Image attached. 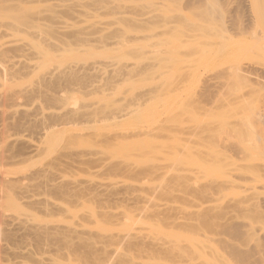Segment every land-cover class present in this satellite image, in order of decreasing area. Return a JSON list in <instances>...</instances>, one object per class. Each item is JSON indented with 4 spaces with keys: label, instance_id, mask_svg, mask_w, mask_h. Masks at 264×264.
Instances as JSON below:
<instances>
[{
    "label": "rangeland",
    "instance_id": "rangeland-1",
    "mask_svg": "<svg viewBox=\"0 0 264 264\" xmlns=\"http://www.w3.org/2000/svg\"><path fill=\"white\" fill-rule=\"evenodd\" d=\"M19 1V4H21L22 0ZM26 1L23 0L22 2L25 3ZM28 1L30 3H22L23 6L25 5L24 7L21 4L20 8H23L22 10L29 12L31 11L30 8H33L32 11H34L39 9L37 7L42 4L33 0ZM82 1L71 0V6L73 5L71 7L72 13H75L74 9L78 11H76L77 13L81 12L82 9L80 7L89 3V0ZM92 1L95 3L100 2L106 9L102 7L105 10L103 12L101 9L98 10L100 15L95 11L96 13H91L90 17L82 16V12L80 13L81 15L75 13V17H73L74 13H71V36L69 33L66 34L69 38L65 35L62 36L67 39L62 40L65 43L60 41L58 46L51 47L52 45H49V48L46 46L45 51H48L46 54L51 53L48 56L46 54L42 56V53H40V58L39 56L34 57L35 59L33 58L34 62L39 59L38 65H35L36 67L39 66L36 72L31 70H35V67L25 69L23 67L24 64H17V67L20 65L18 70L15 65L16 68L9 63L5 65L6 69L2 70L3 72L8 70L6 71L7 74L4 72L7 80L5 82V91L9 92L7 93L9 97H6L9 99H7V105H12L15 108L20 107L19 113L16 112L18 114L14 116L15 113H12V116L9 115V118L7 117V132L31 134V136L33 135V140L37 139L36 141L38 142L41 139L34 132L40 127L39 125H48L49 123L50 125H55V127L52 131L53 133L51 132L47 136L48 138H43L45 139L43 140L44 143L40 141L39 144L42 142L43 147H45H38L43 151H39L37 148L39 153L42 152L41 154L36 152L35 154V149L31 150L32 152H30V149L28 151L29 147L24 144L25 148L23 143H19L20 141L14 142V144L8 143L7 148L5 145V149L3 148L4 155L6 154L5 156L11 158L6 157L8 162L5 163V161L4 164H0V170L5 172V174L6 172L9 174L14 173L10 178L8 177L9 174H7L6 179L11 180L13 178L11 181H15L14 176L19 175L18 177L21 178L25 170H27L25 171L26 173L32 169L30 171L34 172L32 177H35L36 170H39V168L44 170V174L40 171L41 175H45L46 171L48 172L52 168L53 170L65 171L67 168L64 169L62 161L66 160L67 162L65 161L64 163H67V165L65 166H70L71 169V171L69 169L66 170L70 171L68 178H71V184H73L71 191L75 193L71 192L72 194L70 195L69 192L71 197L66 198L68 192L66 193V190L63 189L64 186L61 187L62 190H59L61 186L59 184L57 186L58 189L53 187L52 190L55 191V194H52V197L60 193L62 195L66 193L67 195L65 194L66 196H62L61 199L70 200L71 198V204H77L75 207L71 205V209L73 208L71 221L80 219L79 217L84 220L85 217L82 216L85 214L83 213L84 209H88L89 206H100L99 200H109L104 201V203L111 206L119 205L120 202V206L116 207L115 205L113 208V210H119L121 207L120 211H123V215L118 214L119 218L117 215L116 217L112 216V218L107 217V215L106 217L104 215H102L104 217H99L104 220L101 221L104 229L102 232L106 230L105 233H112V235H115L114 238H118L120 233V236L122 234H124L123 237L127 236L124 237L122 249L120 248L121 250L119 249L118 251L120 256L118 254L116 256V253L112 255L111 260L115 257L113 264H129L130 262L152 264L155 260L158 261L160 259L152 255L158 254L156 257L160 255L167 257L165 253L159 254L160 252L146 255L144 254L146 251L142 253L141 249L143 248L141 246L131 244L128 247L126 245L131 243V240L135 242L136 236H138L137 240H140L139 235H141V238H146L147 236V239L148 237L150 240L154 239V242L159 240L158 243L162 242L161 244L170 250H173L172 248L174 250L181 248L179 252L182 250L183 253L184 251L186 257L183 256L185 259H189H186L187 263L192 261L190 262L191 264H194L193 262L195 264L202 262L204 264L206 262H208L207 264H241L228 246H222L221 243L223 241L220 242L221 246L219 245L217 249L213 248L216 250L219 248L220 252L218 251V254L223 252L224 254L221 253L223 257H227H224L225 260L221 257L222 255L216 254L215 249L213 251L216 255H213V248H210L209 244L212 242V245L214 243L213 240L209 243L207 242L209 245H205L206 243H203V240L198 238L199 241L197 237L202 236L201 238H203L202 233L208 236L212 233V236L214 230H216V233L219 229L220 225L216 224L220 222L218 220L226 222L231 220L228 217L231 218L232 215H234L235 219L240 216L237 219L238 221L241 219L244 221L245 219V222L253 221L254 225L256 223V229L259 227L257 230L255 229L257 236L260 235L261 237L264 233V0H90L89 4H93ZM9 2L11 4L13 0L12 2L5 0L3 5L0 3V6L13 8L15 1L12 6H10ZM78 2L81 3L79 4ZM5 3L7 6H4ZM19 4H14L15 9H18V12H16L18 15L22 13L17 8V6H20ZM41 6L46 7L45 3ZM78 7L81 10H78ZM7 9H4L6 11L3 12L6 13L11 10ZM46 10H48L47 7L44 9L40 7L38 12H45ZM3 12L1 11L0 13ZM7 13L9 14V12ZM12 13L15 14V12ZM22 14L19 16H22ZM31 14L32 16L34 15L32 12ZM2 16H4L5 22L6 15ZM2 16L1 19H3ZM11 16L10 14L6 16V23ZM30 17H27V19H30L27 20L25 15V19L28 21L26 24L30 23ZM79 17L81 18L79 19ZM35 18L32 17V20ZM23 20L21 22H27ZM93 20H96L100 25L97 22L96 25L95 21L92 22ZM103 20L105 21L103 22ZM13 21L16 22V19ZM107 21L109 25H107ZM17 22H19V19ZM15 24L20 25L19 23ZM83 25L88 26V29L85 26L87 31H83ZM105 26L108 28H105ZM89 27L92 28L94 34ZM89 31L90 33L92 32V35H89ZM80 32L82 35L85 34L84 32H88L87 37L86 34L85 36L83 35L84 37L80 36ZM96 32L99 40L98 38L96 39ZM61 39L63 38L60 37L57 41ZM40 60L46 63L44 67H41L42 69L40 68L42 65H39L41 63ZM96 63H103L98 65L101 66L103 74L99 72L100 70L90 69V66ZM52 65H54V69H52ZM58 65L68 68L61 67L62 69L64 68V75ZM83 65H90V68L87 66L85 68ZM48 67L54 73L53 71L47 72L49 70ZM10 68L14 69V71L11 69V72ZM241 68H244L245 72L242 73ZM15 69H17V72ZM19 71L22 72L20 73ZM43 75H46L45 78ZM8 78L9 80L11 78L10 82ZM24 82L28 83V85L24 84ZM35 83L37 85L33 89L32 86ZM20 84L21 86L24 84L27 90L23 88L24 85L20 88ZM37 86L39 89H36ZM28 87L35 91L31 92ZM17 88L23 90L19 92ZM9 89L13 92L10 93ZM46 90H49L50 94L45 92ZM65 90L67 93H65ZM53 92L56 95H53ZM20 93L25 94L22 96ZM17 94H20V96L17 97ZM51 94L52 97L49 96ZM59 95L61 98L64 96V100ZM67 95H71V97L68 96V101L66 99ZM35 100H38L42 109L51 112L53 115L48 113L51 116L47 114L43 118L42 116L40 117L38 112L41 106L38 102L36 106ZM25 105L27 106L26 108ZM12 106H5V108L8 110ZM46 106L48 109L44 108ZM50 107L53 108V111ZM34 108H36L35 110L38 108V110L35 112ZM62 108L68 109L64 111ZM46 116L47 118H45ZM36 117L39 119H36ZM34 118L38 122L33 121ZM60 121H63V123ZM60 123L63 125H59ZM66 124H69V126ZM64 125L65 127H63ZM63 128L66 130H63ZM61 129L63 131L60 133ZM28 130L30 133L27 132ZM84 152H86L85 155H83ZM80 153H82L81 156L83 158L85 157L84 159L91 155L92 161L95 159L94 163L89 157L87 161L82 157L80 158ZM93 153L95 157L92 155ZM87 154L89 155L86 156ZM98 154H100V158L97 157ZM49 159L52 160L50 161ZM68 159L75 161L74 163L71 161L75 165L73 166ZM79 159L83 161L81 162ZM53 160L56 162L54 161V163ZM42 163L45 167L50 164L56 166L58 163V168L50 165L52 168L49 166V169L47 167L44 169L42 168L44 166H42ZM59 163L62 164L60 166H63L62 168H59ZM82 165L86 169L89 166L91 168L95 166L97 170H100L98 167L101 165V170L103 167L105 170H103L104 172L100 170L98 173L95 171L96 176L93 172L90 174L87 170L85 171ZM81 167L82 172L80 170ZM19 173H21V177ZM29 173H26V175ZM40 174L37 173L38 177ZM37 175L36 178H38ZM17 176L15 177L18 181L19 178ZM47 177L49 179L53 178L49 173ZM87 178H91L88 179L90 181H94L93 179L95 178L101 186L96 185V180L94 183L86 181ZM75 179V182L77 180L80 182H73ZM111 181L115 183L113 184ZM88 182L89 184H95L99 189L92 184H90L91 188H96V190L89 189V186L85 188ZM108 183L112 184V186ZM218 185H220V190H218ZM47 188L48 191L49 189L51 191L52 187ZM75 188L77 191H75ZM44 190L42 188L43 192L41 190L40 192L43 194L48 192ZM81 190L85 192L82 193ZM90 191L94 192L92 197L89 196ZM250 191L253 192V195ZM95 193L98 198L93 196ZM74 194H76V197L73 196ZM247 194L250 197H254V200L252 197H248L252 201L250 202L248 199L246 201ZM153 195L160 199H156L155 196L152 197ZM58 196L54 197V200H61ZM143 196H146L147 200L155 199L161 200V202L166 200L168 204H176L177 209L173 207L176 210L174 211L175 213L169 210L170 213L159 210L153 212V209H151L152 211L149 209L151 211H148L150 212L149 214L146 211L142 212L143 215L141 212V214L139 213L140 215L138 213L136 215L135 207L133 205L132 207L129 203L127 204L126 200H134L135 198L136 201H139L142 200ZM147 196H150L149 199ZM72 197H75V199ZM76 198L79 199L78 201L90 200L91 202L88 201L86 203V206H88L83 207V203L76 202ZM111 200L120 201L115 203ZM121 200L126 203L122 201L121 204ZM231 201L239 203L237 204L239 209L236 205L238 210L234 207L231 212L232 207H228L232 204ZM78 203H82V206L81 204L78 205ZM241 203L242 207L240 206ZM250 203L252 204L250 205ZM123 204L125 206L127 204V207L130 208L126 207L127 209L125 210ZM247 205L249 206L247 207ZM180 206L183 208L182 210H180ZM222 207L226 208L227 211ZM219 208H222L221 211ZM178 210H180L181 214ZM225 211L227 214H225ZM78 212L81 215L78 216ZM124 213H127V215ZM218 213L222 217L219 214L220 217L218 215L217 219ZM181 215L182 219H184L182 221H187L179 224L178 220ZM176 217H179L177 221L175 220ZM87 219L85 218L86 221H89ZM72 222L71 225H74ZM216 225L218 229H216ZM131 232L136 234V236L134 234L132 236ZM127 233L133 238H130ZM228 234L227 232L224 236L229 241L232 240L233 236L236 237V239H233L236 246L237 243L243 242L241 246L244 248L241 249L251 247L252 239L250 240L249 236L247 237L244 234L242 239L240 238L242 235L231 236L232 234H229V236ZM142 235L145 237H142ZM262 238L261 242L264 243V236ZM128 241L131 242L128 243ZM249 241L251 242L249 243ZM76 242H73L71 246V264H82L83 262L91 264L94 260L92 258H100L105 254L101 250L96 251H99V253L103 252V255L102 253H95L93 250L89 253L85 247L87 249L86 252L83 250L85 249L83 244L79 245L80 242ZM216 244L218 245L219 243H215V246H217ZM239 244L237 247L240 248ZM132 246L137 248L133 249ZM132 249L133 251H130ZM82 250L90 255L88 256L87 254L88 257H85L86 254ZM82 252L85 255H82ZM96 254L100 256L98 257ZM218 256L220 259H218ZM170 257L165 259L167 260ZM213 257H216L217 260L213 259ZM153 258L155 259L153 260Z\"/></svg>",
    "mask_w": 264,
    "mask_h": 264
},
{
    "label": "bare ground",
    "instance_id": "bare-ground-1",
    "mask_svg": "<svg viewBox=\"0 0 264 264\" xmlns=\"http://www.w3.org/2000/svg\"><path fill=\"white\" fill-rule=\"evenodd\" d=\"M5 0H0V3L3 5V2H4ZM11 2H12V0H10ZM15 1V3L16 4H19L20 3V1L19 0H13V2ZM16 1H18V2H16ZM23 1V0H22ZM21 1V4L22 3H24V2H22ZM32 1V0H31ZM33 1H36V2H38V3H42V4H44L45 3V5H46V7H47V9L48 10H46L45 12H38V10H40V7H41V9H44V8H46V7H43V6H41L40 5V7H37V8H39V9H37V10H34V11H32L33 10V8H30L31 9V11H26V10H22L23 8H20L21 7V4H19L20 6H17V8H19L20 10V12H22L23 14H24V16H23V14L22 13H19V15H21L22 14V16H19L18 15V13L16 14V12H18V9L16 10L15 9V3L13 4V2L10 4V2H9V4H10V6H12V4H13V8L11 9L9 6H7V4L5 5L4 4V6H7V7H2V6H0V12L2 11H6V10H4V9H7V8H9V9H11L10 11H7V12H9V14H10V16H11V14H12V16H14V17H12L11 16V18H15L16 19V22H14L13 20H15V19H11V18H9V21L8 22H10V23H6V21H7V17L6 16H8L9 14L6 12H3V13H0V14H2V15H6L5 16V18H6V21L4 22V16H2L3 17V19H1V16H0V19H1V21H0V117H1V119H0V164H4V162L6 161V157H8V156H5L4 155V150H3V148L5 147V145H6V148H7V145H8V143H12V144H14V142L16 143L17 141L19 142V143H23V145L25 144V145H27L29 148H28V151H29V149H30V152H32L31 150H34L35 149V151H34V153L36 152L37 154L39 153L38 152V150H37V148L39 147V146H41L42 148H45V147H43V143H44V141L43 140H45L46 139V137L53 131V129H54V127H55V125H50L49 123H48V125L46 124H41V125H39L40 127H38L37 129H36V131L34 132V133H36V135H38V137H40L39 139H41V140H39L38 142L36 141V140H33V135L31 136V134L29 135V134H19V133H8L7 132V130L6 129H8V128H6V124H7V117L9 116V115H11L12 113L14 114V116L16 115V114H18L19 112L18 111H20V107L19 108H15V107H13L12 105H7L8 104V101H7V99L8 98H6L8 95H7V93H9V92H6L5 91V85H6V74H7V72L6 71H8V70H5L4 72L6 73H4L2 70H4V69H6V67H5V65L6 64H11V65H13V67L14 68H16L17 66V64H24L23 65V67H25V69L27 68H33V67H35V70L34 69H31V70H33V71H35L36 72V70H37V68H39V66L38 67H36L35 65L37 64L38 65V61H39V59H38V61H36V62H34L33 60L35 59L34 57H38L39 55H41L40 53H42V56L44 55V54H46V52H48V51H45L46 50V46H48V48H49V45L51 46V47H55V46H58L59 44V42L60 41H62V40H64V39H67V38H64V37H62V36H67L66 34H68L69 33V35H70V33H71V7L73 6H71V0H33ZM84 1V0H83ZM82 1V2H83ZM7 2H8V0H7ZM26 2H29L30 3V1H26ZM25 2V3H26ZM36 2H35V4H36ZM77 2V1H76ZM88 2V1H87ZM93 2V1H92ZM193 2H195V1H193ZM24 3V4H25ZM79 3V2H78ZM81 3V2H80ZM79 3V4H80ZM89 3H90V0H89ZM82 4L83 6L82 7H80V5H79V7L82 9H80L79 7V9L78 10H81V12L79 11V13H77L78 11L77 10H75L74 9V11H75V13L76 14H82V16H84V17H88L91 13H93V12H98V10H102V12L106 9V7H103V4H101L100 2L99 3H95V2H93V4ZM34 4V3H33ZM72 4H74V2H72ZM244 4V3H243ZM29 5V4H28ZM37 5V4H36ZM77 5V4H76ZM22 6H23V4H22ZM25 6V5H24ZM23 6V7H24ZM30 6H32V5H30ZM242 6V5H241ZM246 6V5H245ZM105 8L104 10H103V8ZM35 8V7H34ZM242 8V7H241ZM245 8V7H244ZM9 9H7V10H9ZM16 11H15V10ZM24 9H26V8H24ZM29 9V10H30ZM88 9V10H87ZM15 12V14H13L12 12ZM24 11V12H23ZM26 11V12H25ZM77 11V12H76ZM29 14H28V13ZM31 12L34 14L33 16H32V14H31ZM36 12H38V13H36ZM95 12V13H96ZM100 12V11H99ZM99 12H98V14H99ZM101 12V13H102ZM28 15H27V14ZM74 13V12H73ZM72 13V14H73ZM75 13H74V16L73 17H75ZM35 14H37V15H35ZM80 14V15H81ZM104 14V13H103ZM18 15V16H17ZM25 15H26V19H27V17H30L31 18V21H30V25L29 24H26V23H28V19L26 20L25 19ZM100 15V14H99ZM102 15V14H101ZM77 16H79V15H77ZM76 16V17H77ZM91 16V15H90ZM89 16V17H90ZM93 16H95V15H93ZM22 17H24V18H22ZM32 17H36L35 19H33L32 20ZM97 17H99V16H97ZM149 17V16H148ZM20 18H21V20H20ZM81 17H79V19H80ZM83 18V17H82ZM18 19H19V22H17L18 21ZM22 19H24V20H26L27 22H25V23H23V22H21L22 21ZM95 19V18H94ZM3 20V21H2ZM11 20H12V22H11ZM23 20V21H24ZM30 20V19H29ZM73 20H74V18H73ZM95 21V23L97 22L96 20H93L92 22H94ZM98 21H99V19H98ZM105 20H103V22H104ZM74 22V21H73ZM75 22H76V20H75ZM83 22V21H82ZM100 22V21H99ZM101 22H102V20H101ZM15 23H19L20 25L18 26L17 24H15ZM22 23V24H21ZM98 23V22H97ZM97 23H96V25H97ZM24 24V25H23ZM85 24V23H84ZM99 24V23H98ZM103 24V23H102ZM104 24H106V23H104ZM89 25V24H88ZM100 25V24H99ZM107 25H109L108 24V21H107ZM84 26V25H83ZM86 26V25H85ZM85 26H84V30L83 31H87V30H85ZM88 26H86V28H87ZM80 28V27H79ZM91 27H89V29H90ZM105 28H108V27H106L105 26ZM105 28H104V30H105ZM82 29H83V27H82ZM81 29V30H82ZM88 29V28H87ZM91 30H92V28H91ZM90 30V31H91ZM90 31H89V35L91 34L92 35V32H93V30H92V32L90 33ZM82 32V31H81ZM81 32H80V36L82 35L81 34ZM85 34H86V37H87V33L86 32H84ZM79 34V33H78ZM85 34H83L84 36H85ZM93 34H94V32H93ZM96 34V36H97V32L95 33ZM103 34V33H102ZM82 35V36H83ZM71 36V35H70ZM83 36V37H84ZM94 36V35H93ZM103 36V35H102ZM101 36V37H102ZM63 38V39H61V40H59V41H57L59 38ZM68 38H69V36H67ZM82 37V38H83ZM92 37V36H91ZM95 37V36H94ZM93 37V38H94ZM98 38V40H99V37L97 36L96 37V39ZM85 39V38H84ZM89 39V38H88ZM101 39V38H100ZM87 41V40H86ZM91 41H92V39H91ZM64 41H62L61 43H63ZM95 42V41H94ZM98 42V41H97ZM65 43V42H64ZM64 45V44H63ZM65 47V46H64ZM64 49V48H63ZM44 51V52H43ZM50 53V52H49ZM49 53H47L46 54V56H48V54ZM51 54V53H50ZM45 56V55H44ZM41 56H39V58H40ZM34 58V59H33ZM42 59V58H41ZM44 59V58H43ZM41 61V60H40ZM47 61V60H46ZM97 61V60H96ZM45 62V61H44ZM49 62H50V60H49ZM98 62V61H97ZM43 61H41V63L39 64V65H42V66H40V68L41 67H44L45 66V64L46 63H43ZM53 63V62H52ZM87 63V62H86ZM91 63V62H90ZM88 64H89V62H88ZM97 64V63H96ZM92 64L90 67L89 66H87V65H85V66H87V67H89L90 69H94L95 71H99V72H101L102 73V71H101V69L102 68H100L101 66H98V65H100V64H103V63H99V64ZM16 67H15V66ZM20 65L18 66V67H20ZM53 66L54 65H52V69H54L53 68ZM59 66V65H58ZM68 66V65H67ZM84 66V65H83ZM84 66V67H85ZM5 67V68H4ZM12 67V68H13ZM18 67H17V69H18ZM50 67V66H49ZM48 67V68H49ZM55 67H57V66H55ZM61 67H65V69L67 68L66 66H59V68H61ZM83 67V68H84ZM103 67V66H102ZM12 68H10V71H11V69ZM22 68V67H21ZM58 68V67H57ZM69 68H70V66H69ZM86 68V67H85ZM105 68V67H104ZM17 69H15V71L17 70ZM24 69V68H23ZM24 69V70H25ZM42 69V68H41ZM64 69V68H63ZM63 69L61 68L60 70H62V73H63ZM68 69V68H67ZM13 71H14V69H12ZM19 70V69H18ZM55 70H57V69H55ZM60 70H58V71H60ZM71 70V69H70ZM30 71V70H29ZM52 72L51 70H50V68H49V70L47 71V72ZM68 71V70H67ZM87 71V70H86ZM94 71V72H95ZM241 71H242V73L243 72H245V69L244 68H241ZM12 72V71H11ZM17 72V71H16ZM15 72V73H16ZM20 72V71H19ZM22 72V71H21ZM20 72V73H21ZM26 72V71H25ZM25 72H23V73H25ZM28 72V71H27ZM31 72V71H30ZM46 72V71H45ZM46 72V73H47ZM61 72V71H60ZM71 72V71H70ZM82 72H84V71H82ZM88 72V71H87ZM90 72H91V70H90ZM93 72V74H95ZM104 72V71H103ZM33 73V72H32ZM53 73H54V71H53ZM56 73H58L57 71H56ZM65 73V72H64ZM64 73H63V75H64ZM89 73V72H88ZM96 73H98V72H96ZM11 74H13V73H11ZM66 74H69V73H66ZM103 74V73H102ZM101 74V75H102ZM15 75V74H14ZM13 75V76H14ZM28 75H29V73H28ZM32 75V74H31ZM47 75V74H46ZM46 75H43L44 76V78H45V76ZM54 75V74H53ZM52 75V76H53ZM56 75V74H55ZM54 75V76H55ZM92 75V74H91ZM98 75V74H97ZM7 76H9V75H7ZM57 76V75H56ZM11 77V76H10ZM20 77V76H19ZM38 77H39V74H38ZM42 77V76H41ZM47 77H48V75H47ZM51 77V76H50ZM68 77V76H67ZM12 78V77H11ZM11 78H10V80H11ZM49 78V77H48ZM47 78V79H48ZM52 78V77H51ZM14 80H16L15 78H13ZM29 79V78H28ZM36 79H37V77H36ZM38 79H41V78H38ZM46 79V80H47ZM10 80H9V78H8V81L10 82ZM33 80V79H32ZM32 80H31V82H32ZM51 80V79H50ZM34 81L36 82V80L34 79ZM39 81V80H38ZM40 81H42V80H40ZM43 81H45V80H43ZM17 82V81H16ZM25 82H27V81H25ZM24 82V84H27L28 85V83H25ZM15 83V82H14ZM17 84V83H16ZM16 84H12V85H16ZM24 84H22V86H21V84H20V88H22L23 87V85ZM31 85V84H30ZM35 85H37L36 83L32 86L33 87V89L35 88L34 86ZM39 86H40V84H39ZM94 86V85H93ZM27 87V86H26ZM11 88V87H10ZM14 88H15V86H14ZM23 88H25V85H24V87ZM29 89H31V92L32 91H35V90H33L32 88H30V87H28ZM38 88V86L36 87V89ZM69 88V87H68ZM12 89V88H11ZM17 89H19V88H17ZM26 89V88H25ZM39 89V88H38ZM6 90H7V88H6ZM10 90V89H9ZM8 90V91H9ZM23 89H19V92L20 91H22ZM27 90V89H26ZM16 91H18V90H16ZM29 92H30V90H28ZM28 91H27V94H28ZM64 91V90H63ZM66 91V90H65ZM4 92H6V93H4ZM11 92H13V91H11L10 90V93ZM15 92V91H14ZM19 92H16V93H19ZM26 92V91H25ZM36 92H38V91H36ZM44 92V91H43ZM45 92H47V93H49V90L47 91H45ZM52 92V91H51ZM60 92V91H59ZM16 93H15V95H16ZM33 93H35V92H33ZM56 93H58V92H56ZM61 93H63V92H61ZM65 93H67V91L65 92ZM69 93V92H68ZM5 94V95H4ZM14 94V93H13ZM21 94V93H20ZM20 94H17V97H19L20 96ZM25 93H23V94H21L22 96L24 95ZM30 94V93H29ZM32 94V93H31ZM46 94V93H45ZM50 94V93H49ZM55 93L53 92V95H54ZM60 94V93H59ZM47 96H48V94H46ZM45 95V96H46ZM56 95V94H55ZM66 95V94H65ZM49 96H51L52 97V94L51 95H49ZM58 96V95H57ZM56 96V97H57ZM68 96L69 95H67L66 96V99L68 98ZM9 97V96H8ZM15 97V96H14ZM54 97V96H53ZM59 97L61 98V96L59 95ZM64 97V96H63ZM61 98V99H63L64 100V98ZM69 97H71V95L69 96ZM48 98V97H47ZM58 98V97H57ZM51 99V98H50ZM69 99V98H68ZM68 99H67V101H68ZM9 100V99H8ZM39 100V99H38ZM38 100H35L36 101V106H37V102H38ZM63 100H61V101H63ZM33 102V101H32ZM66 102V101H65ZM34 103V102H33ZM40 103H41V101H40ZM38 104H39V102H38ZM42 104V103H41ZM65 104H67V103H65ZM40 105V104H39ZM5 106L6 107H10V106H12V108H10V109H8V110H6V108H5ZM23 106V105H22ZM41 106V105H40ZM40 106H38V107H40ZM44 106V105H43ZM68 106V105H67ZM27 106L25 105V108H26ZM22 108V107H21ZM44 108H47L48 109V107L46 106V107H44ZM51 108V107H50ZM49 108V109H50ZM36 108H34V110H35ZM52 109V111H53V108H51ZM64 111H66V109H68V108H66V109H64V108H62ZM10 110V111H9ZM21 110H23V109H21ZM27 110V109H26ZM31 110V109H30ZM37 110H38V108H37ZM37 110H35V112L37 111ZM39 116L41 117L42 116V118L44 117V115H47L48 113H50L51 114V112H49V111H47V110H44V109H42V106H41V109L39 108ZM60 110V109H59ZM71 110V109H70ZM25 111V110H24ZM51 111V110H50ZM56 111V110H55ZM58 111V110H57ZM61 111V110H60ZM64 111H63V113H64ZM68 111V110H67ZM16 112H18V113H16ZM27 112V111H26ZM59 112V111H58ZM20 113H22V112H20ZM12 114V115H13ZM32 114V113H31ZM50 114H48V115H50ZM55 114V113H54ZM58 114V113H57ZM69 114H71V112H69ZM11 115V116H12ZM51 115H53V114H51ZM50 115V116H51ZM56 115V114H55ZM59 115H61V114H59ZM65 115V114H64ZM32 116H34V115H32ZM36 116V115H35ZM34 116V117H35ZM50 116H48V117H50ZM58 116V115H57ZM67 116V115H66ZM69 116V115H68ZM31 117V116H30ZM54 117V116H53ZM9 118V117H8ZM45 118H47V116L45 117ZM58 118H59V116H58ZM68 118V117H67ZM33 119V118H32ZM32 119H31V122H32ZM36 119H39L38 117H36ZM45 120V119H44ZM65 120H66V118H65ZM68 120H70V119H68ZM67 120V121H68ZM33 121H37L38 122V120H35V118H34V120ZM40 121V120H39ZM37 122H35V123H37ZM44 122H46V121H44ZM60 122H62L63 123V121H60ZM69 122H71V120L69 121ZM10 123V122H9ZM56 123H57V121H56ZM55 123V124H56ZM62 123H60L59 125H63ZM40 124V123H39ZM70 124V123H69ZM69 124H66L67 126H69ZM9 125V124H8ZM37 125V124H36ZM50 125V126H49ZM57 125H58V123H57ZM71 126V125H70ZM59 127V126H58ZM63 127H65V125L63 126ZM59 130V129H58ZM63 130H66V129H64L63 128ZM62 129H61V131H60V133L63 131ZM18 132V131H17ZM22 132V131H21ZM28 133H30L29 132V130L27 131ZM56 132V131H55ZM53 133V132H52ZM58 133H59V131H58ZM67 133V132H66ZM32 134H33V132H32ZM55 134V133H54ZM43 138H45V139H43ZM48 138V137H47ZM53 140V139H52ZM40 141H42L41 142V144H39L40 143ZM48 143V142H47ZM11 145V144H10ZM24 145V146H25ZM25 148H26V146H25ZM48 148V147H47ZM62 148H65V147H62ZM67 149H68V147H66ZM5 149V148H4ZM39 149V151L41 150V151H43L42 149H40V148H38ZM50 149V148H49ZM48 149V150H49ZM53 149V148H52ZM68 150H70V149H68ZM46 151V150H45ZM64 151V150H63ZM71 151V150H70ZM48 152V151H47ZM65 152V151H64ZM66 152H67V150H66ZM35 153V154H36ZM42 153V152H41ZM41 153H39V154H41ZM71 153V152H70ZM69 153V154H70ZM83 153V152H82ZM82 153H80V155H79V157L81 158L82 156ZM47 154V153H46ZM86 154V152H84V154L83 155H85ZM48 155V154H47ZM67 155V154H66ZM77 155V154H76ZM89 154H87L86 156H88ZM94 157H95V154L93 153L92 154ZM97 155V154H96ZM92 156V157H93ZM100 156V154H98V156L97 157H99ZM45 157H47V156H45ZM78 157V158H79ZM90 159H91V155H89L88 156ZM87 157V158H88ZM101 157V156H100ZM99 157V158H100ZM8 158H11V157H8ZM68 158V157H67ZM70 158H71V156H70ZM69 158V159H70ZM77 158V159H78ZM83 158V157H82ZM85 158V157H84ZM83 158V159H84ZM87 158L86 159H84V160H86L87 161ZM98 158V159H99ZM68 159V160H69ZM72 159V158H71ZM97 159V160H98ZM7 160H9V159H7ZM27 160V159H26ZM50 160V159H49ZM48 160V161H49ZM52 160V159H51ZM50 160V161H51ZM79 160H81V159H79ZM101 160H102V158H101ZM55 160H53V162H54ZM66 161V160H65ZM64 160L62 161L63 162V164H64V169H69L70 171H71V169H70V166H65V165H67V163L65 164L64 162H65ZM70 162L72 161V160H69ZM83 160H81V162H82ZM91 161H92V159H91ZM93 161H95V159H93ZM92 161V162H93ZM99 161H100V159H99ZM98 161V162H99ZM8 161H6L5 163H7ZM32 162V161H31ZM56 162V161H55ZM54 162V163H55ZM61 162V161H60ZM67 162V161H66ZM73 163L75 162V161H72ZM71 162V163H72ZM89 162V161H88ZM88 162H86V163H88ZM91 162V163H92ZM46 163H47V161H46ZM71 163H70V165H71ZM72 163V164H73ZM86 163H85V165H86ZM91 163H89V164H91ZM94 163V162H93ZM104 163V162H103ZM32 164V163H31ZM58 164V163H57ZM57 164H56V166H53V165H51V166H53L54 168L55 167H57ZM77 164V163H76ZM83 164V163H82ZM97 165H98V163H96ZM95 164V165H96ZM101 164H102V162H101ZM34 165V164H33ZM44 164L42 163V166H43ZM49 165V166H50ZM62 164L61 163H59V168H62V167H60ZM75 164H73V166H74ZM92 165V164H91ZM94 165V164H93ZM103 165V164H102ZM105 165V164H104ZM40 166V165H39ZM48 165H46V167H47V169H49L50 167H49ZM78 166H79V164H78ZM77 165H76V167H78ZM83 166V165H82ZM87 166V165H86ZM25 167H27V166H25ZM24 167V168H25ZM37 167V166H36ZM45 167V165L42 167V168H46ZM32 168V167H31ZM52 168V167H51ZM58 168V167H57ZM79 168V167H78ZM83 168H85L84 166H83ZM5 169V168H4ZM25 169H27V168H25ZM29 169H30V167H29ZM37 169V168H36ZM66 169V170H67ZM73 169V168H72ZM96 169V170H95ZM98 169H100L101 170V165H100V167H98ZM32 170V169H31ZM30 170V171H31ZM53 168L50 170V171H46V176L45 175H41L40 174V171H42L43 172V174H44V170H40V168H39V170H36V172L37 173H39L40 174V176L38 177V175H37V173H35L36 175H37V177L38 178H36V175H35V177L34 178H36V179H34L33 177H32V174L34 173H32V172H26V173H29L30 174V176H29V174H27L26 175V173H25V171H27V170H23L22 172L25 174H22V177H21V173H19L20 174V177L21 178H19L17 175H15V176H17L18 178V181L16 180V177L14 176V180L15 181H11V180H13V178L11 179V180H8V179H6L7 177H6V175L7 174H9V173H7L6 172V174H5V172H2V170H0L1 171V173H0V264H71V246L73 245V242H75V241H77L78 243L80 242V244L79 245H81V244H83V248H85V249H83V250H87V251H89V253H90V251L91 250H93V252L95 251V253H98V254H100V253H102V255H103V252H105V254L102 256V257H100V258H92V259H94L93 261H92V263L91 264H113V261H114V258H113V260H111L112 259V255L114 254L115 255V253H116V256H117V254H118V251H119V249L121 248L122 249V243H124V237H127L126 235L123 237V235L124 234H122V236H120V234H119V236H118V238L116 237V238H114V236L115 235H112V233L111 234H109V232L108 233H105L106 232V230H105V232H102V231H104V229H103V227H102V225H101V221H104V220H102V219H100L99 217H106V215H107V217H111L112 218V216H115L116 217V215H117V217H118V214H122L123 215V211H122V213H121V211H120V209H121V207L119 208V210H117V209H114V210H117L118 211V213H117V211H114L113 210V208H114V206L116 205H108V204H105L104 203V201L106 202V201H109V200H99L98 202L100 203V206L99 205H97L96 207H90L89 206V210L88 209H84V212L83 213H85V214H83L82 216H84L86 219L88 218L89 219V221H86L85 220V218H84V220L81 218V217H79L80 219H75V221L74 220H72V221H74V222H72L71 221V211H72V209H71V198H70V200H68V199H66V200H63V199H61L62 198V196H66L67 194V197L66 198H69V196L72 194V193H75V192H73V191H71V186L73 185V184H71V178L69 179L68 178V176H70V171H66L67 172V175H66V172L63 170V171H58V170H53L54 172L55 171H57L56 173H54L53 171ZM61 170V169H60ZM81 172H82V167H81ZM84 170V169H83ZM88 171V172H90V174H92V172H93V174H96V173H94L95 171L98 173V171H100V170H97V168H95V166L93 167V168H91L90 166H89V168H85V171ZM103 170H105L104 169V167H103V169L101 170L102 172H104ZM4 171H6V170H4ZM7 171H8V169H7ZM12 171V170H11ZM84 172V171H83ZM51 174V176L53 177L52 179H49L48 177H47V174ZM12 174L14 175V173H11V174H9V178L10 177H12ZM69 174V175H68ZM85 174H86V172H85ZM100 174H101V172H100ZM11 175V176H10ZM34 175V174H33ZM88 175H89V173H88ZM92 176V175H91ZM96 176H97V174H96ZM95 176V177H96ZM81 178V177H80ZM86 179V178H85ZM88 179H91V178H87V180L86 181H90V180H88ZM94 181H90V182H95V178L93 179ZM73 181V180H72ZM76 181V179L73 181V182H75ZM78 181L79 180H77V182H75V183H78ZM85 181V180H84ZM85 181V182H86ZM113 181V180H112ZM111 181V183H113ZM80 182V181H79ZM108 182H109V180H108ZM233 182V181H232ZM84 183V182H83ZM93 183H90V184H92V185H94L95 186V184H93ZM100 183H101V181H100ZM106 183V182H105ZM104 183V184H105ZM115 183V182H114ZM113 183V184H114ZM59 184H61V186H60V188L61 187H63L64 186V190H66V195L65 194H61V196H60V194H57V196H58V198H60L61 200H54V197L56 198L57 196L55 195L54 197H52V194H55V191H53L52 189H53V187L55 188H57L58 189V187L57 186H59ZM63 184V185H62ZM88 184H89V182H88ZM87 184V186H85L86 185V183H85V188L86 187H88L89 186V189L91 188V186H90V184L88 185ZM103 184V185H104ZM108 184H110V183H108ZM77 185V184H76ZM79 185V184H78ZM96 185L97 186H99L100 184H99V181H98V183H97V180H96ZM111 186H112V184H110ZM83 186V187H84ZM101 186V185H100ZM105 186V185H104ZM103 186V187H104ZM115 186V185H114ZM46 187V188H45ZM47 187H52L51 188V191H50V189H49V191L47 190L48 188ZM66 187V188H65ZM75 187V186H74ZM73 187V188H74ZM76 187H78V188H82V187H79V186H76ZM96 187V186H95ZM94 187V188H95ZM218 187V190H220L219 188H220V185H218L217 186ZM42 188L43 189H45L44 191H46L47 193H41L40 192V190L42 191ZM59 188V190H62V188L60 189ZM84 188V189H85ZM96 188H98L99 189V187H96ZM96 188L95 189H93V188H91V189H93V190H96ZM252 188V187H251ZM40 189V190H39ZM76 189V188H75ZM97 189V190H98ZM102 189V188H101ZM101 189H100V191H101ZM39 190V191H38ZM103 190H106V189H103ZM75 191H77V189L75 190ZM216 191H217V188H216ZM251 191H254V190H251ZM250 191V193L252 194L253 192H251ZM43 192V191H42ZM57 192V191H56ZM69 192H70V195H69ZM72 192V193H71ZM79 192V191H78ZM81 192L83 193V192H85V191H82L81 190ZM98 192V191H97ZM49 193H51V194H49ZM62 193H64V192H62ZM87 193H89L88 191H87ZM92 193H94V192H92V191H90V197H92ZM104 192H102V194H103ZM46 194V195H45ZM86 194V193H85ZM99 194V193H98ZM249 194V193H248ZM247 194V195H248ZM48 195V196H47ZM50 195V196H49ZM76 194H74L73 196H75ZM103 195H105V194H103ZM246 195V196H247ZM253 195V194H252ZM83 196H84V194H83ZM87 196V195H86ZM93 196H96L97 197V195H96V193H95V195H93ZM155 195H153L152 197H154ZM71 197V196H70ZM76 197V196H75ZM75 197H72V198H74L75 199ZM78 197V196H77ZM81 197V196H80ZM79 197V198H80ZM95 197V198H96ZM100 197V196H99ZM103 197V196H102ZM144 197V199H146V196H143ZM143 197L141 198L142 200H135V198H134V200H126V202H127V204L129 203L131 206L133 205L135 208V210L137 211H135L133 208V210L136 212V215H137V213H138V215H140L142 212H146L147 211V213L149 214L152 210L151 209H153V212H155V211H157V210H159V211H176V210H174L173 209V207H175L176 209H177V205L176 204H168L167 203V201L165 200V202H161V200L159 201V200H144L143 199ZM148 197V199H149V197L150 196H147ZM152 197H151V199H152ZM251 198L250 197V195H248L245 199H246V201H247V199L250 201V199L249 198ZM83 198V197H82ZM94 198V197H93ZM98 198V197H97ZM105 198V197H104ZM104 198H102V199H104ZM107 198V197H106ZM108 198H109V196H108ZM128 198V197H127ZM126 198V199H127ZM155 198H156V196H155ZM253 198V200H254V197H252ZM65 199V198H64ZM77 199V198H76ZM84 199V198H83ZM85 199H88V198H85ZM101 199V198H100ZM130 199H132V198H130ZM156 199H160V198H156ZM79 199H77V201L76 202H82L83 203V207L84 206H86V203L89 201V202H91L90 200H80V201H78ZM75 201V200H74ZM74 201H72L73 203H74ZM95 201V200H94ZM111 201H113V202H115V203H118V201H120V200H111ZM122 201H124V200H121V204H122ZM163 201V200H162ZM243 201V200H242ZM241 201V202H242ZM252 201V200H251ZM250 201V202H251ZM96 202V201H95ZM125 202V201H124ZM125 202V203H126ZM232 202V201H231ZM82 203H78V205H80L81 204V206H82ZM93 203V202H92ZM97 203V202H96ZM243 203V202H242ZM242 203L240 204V206L242 207ZM246 203V202H245ZM248 203V202H247ZM75 204V203H74ZM72 205V206H76V205ZM94 204V203H93ZM127 204H126V206H125V204H123L124 206H125V210L127 209V208H130V207H127ZM237 204H239V203H237V202H232V204H230L229 205V203H228V205H226V206H228V207H232L231 208V212H232V209L234 208V207H236V205ZM252 203H250V205H251ZM253 204H255L254 202H253ZM129 205V206H130ZM170 205H172V206H170ZM174 205V206H173ZM176 205V206H175ZM246 205V204H245ZM88 206V205H87ZM86 206V207H87ZM118 206H120V202H119V205H116V207H118ZM122 206V205H121ZM123 206V207H124ZM132 206V207H133ZM203 206V205H202ZM208 206V205H207ZM238 206V205H237ZM249 205H247V207H248ZM82 207V208H83ZM115 207V208H116ZM122 207V208H123ZM127 207V208H126ZM201 207V206H200ZM209 207V206H208ZM240 207V208H241ZM246 207V208H247ZM253 207V206H252ZM179 208V207H178ZM180 208H181V206H180ZM179 208V209H180ZM204 208V207H203ZM206 208V207H205ZM218 208V207H217ZM223 208V207H222ZM221 208V209H222ZM245 208V209H246ZM151 211H150V210ZM155 209V210H154ZM173 209V210H172ZM183 208H181L180 210H182ZM220 209V208H219ZM221 209H220V211H221ZM224 209V208H223ZM226 209V208H225ZM224 209V210H225ZM230 209V208H229ZM228 209V210H229ZM238 209H239V206H238ZM237 209V207H236V210H238ZM245 209H244V211H245ZM81 210V209H80ZM79 210V211H80ZM129 210V209H128ZM131 210V209H130ZM132 210V211H133ZM180 210H178V212H180ZM235 210V211H236ZM83 211V210H82ZM133 211V212H134ZM148 211H150V212H148ZM158 211V212H159ZM168 211V212H169ZM219 211V210H218ZM226 211H227V209H226ZM225 211V212H226ZM234 211V210H233ZM81 212V211H80ZM80 212H78V216L79 215H81V213ZM87 212V213H86ZM120 212V213H119ZM141 212V213H140ZM167 212V213H168ZM178 212H176V213H178ZM246 212V211H245ZM247 212H248V210H247ZM251 212V211H250ZM254 212V211H253ZM80 213V214H79ZM140 213V214H139ZM146 213V214H147ZM160 213V212H159ZM162 213V212H161ZM170 213V212H169ZM175 213V212H174ZM185 213V212H184ZM222 213V212H221ZM236 213V212H235ZM234 213V214H235ZM252 213V212H251ZM250 213V214H251ZM125 214V213H124ZM134 215H135V213H133ZM145 214V213H144ZM152 214H156V213H152ZM180 214H181V212H180ZM183 214V213H182ZM186 214H187V212H186ZM220 213H218L217 214V219H218V215H219ZM224 214V213H223ZM225 214H227V212L225 213ZM231 214V213H230ZM249 214V213H248ZM102 215H104V216H102ZM110 215V216H109ZM125 215H127V213L125 214ZM142 215H143V213H142ZM176 215V214H175ZM221 215V214H220ZM220 215H219V217H220ZM121 216V215H120ZM184 216V215H183ZM226 216V215H225ZM224 216V217H225ZM236 216V215H235ZM75 217H76V215H75ZM114 217V218H115ZM127 217V216H126ZM131 217V216H130ZM180 217V216H179ZM179 217H176L175 218V220L177 221V219L179 218ZM221 217H222V215H221ZM223 217V218H224ZM240 216H237L236 217V219H235V217H234V215H232L231 216V218L230 217H228V219H231V220H227L226 222H221V220H218V221H220V222H218V223H216L217 225H220L219 226V229L217 228V225H216V229H218L217 230V232L215 233V231L216 230H214V232H213V235L211 236V234L208 236V235H204V233H202V235H203V238L204 237H206V238H204L205 239V241H204V239L203 238H201V237H197V239L199 238V239H202L203 240V243H206L205 245H209L210 244V248H213V247H215L216 249H217V247H219V245H220V242H222L221 244H222V246H224V245H226V246H228L229 247V249H231V252L238 258V260H240L239 262H241V264H264V243L263 242H261V238L264 236V233H263V235H261V237H260V235H256L257 233H255V229H256V227H255V225H257L255 222V225L253 224V221H247V222H245L246 220L244 219V221L241 219H239L240 221H238L237 219L239 218ZM119 218V217H118ZM122 218H124L123 216H122ZM180 218H181V220H180ZM179 218V220H178V222H179V224H180V222H184V221H182V220H184V219H182V215H181V217ZM185 218V217H184ZM87 219V220H88ZM221 219V218H220ZM251 219V218H250ZM114 220H116V219H114ZM222 220H224V219H222ZM253 220V219H252ZM77 221V222H76ZM187 221V220H186ZM185 221V222H186ZM229 221V222H228ZM71 222L72 223H74V225H71ZM184 222V223H185ZM222 225H221V224ZM175 224H176V222H175ZM178 224V223H177ZM188 224V223H187ZM258 227V226H257ZM259 228V227H258ZM257 228V229H258ZM256 229V230H257ZM221 230H222V232H221ZM224 231H225V233H229V234H232L231 236H233V235H242V236H240V238H242L243 237V235L245 234V235H247V237L249 236V238H250V240L252 241V243H253V246H252V243H251V247H245V249H241V248H244L243 246H241V243H243V242H239V243H237V246H238V244H239V246H241L240 248L239 247H237L235 244H234V240L233 239H236V237H234L233 236V238H232V240H233V242H231V241H229V239L228 238H226L224 235H225V233H224ZM116 233V232H115ZM115 233H113V234H115ZM130 233V232H129ZM129 233H127L128 235H129V237L130 238H133V237H131V235L129 234ZM132 233V232H131ZM126 234V233H125ZM134 233H132V236H136V234H134ZM139 234V233H138ZM137 234V235H138ZM205 234H208V233H205ZM223 234V235H222ZM228 234V235H229ZM146 235V234H145ZM148 235V234H147ZM94 236V237H93ZM141 235H139V238H140V240H137V238H138V236H136V237H134V238H136V241L135 242H133V240H131V241H128V243L129 242H131V243H129V244H126L128 247H130L131 246V244L133 245V244H135V246L136 245H138V246H141V248H143V249H141L142 250V253H144L143 251H146L144 254H146V255H152V254H156V252H160L159 254H161V253H165L166 255L165 256H167V257H162L161 255V257L159 256V257H156V255H158V254H156L155 256L154 255H152L153 257H155V258H160L158 261H154V263L155 264H191L190 262H192V261H189V263H187L188 261L187 260H189V259H185V254H184V251H183V253H182V250H181V252H179L180 251V249L179 248H176V250H174V248H172L173 250H170L169 248H167V247H165V245H163V244H161V243H158V241L159 240H155V241H157V242H154V239L151 241L150 240V238L148 237V239H147V236H146V238H141L140 237ZM149 236V235H148ZM230 236V235H229ZM93 237V238H92ZM142 237H145L144 235H142ZM245 237V236H244ZM208 238V240H206ZM230 238V237H229ZM196 239V240H197ZM198 239V240H199ZM211 239V240H210ZM243 239V238H242ZM263 239V238H262ZM127 240H128V238H127ZM130 240V239H129ZM197 240V241H198ZM213 240V244H214V246H213V244L211 245V243L212 242H210V241H212ZM237 240H238V238H237ZM246 241H247V239H245ZM245 240H243V241H245ZM84 241V242H83ZM125 241H126V239H125ZM200 241V240H199ZM251 241H249V243L251 242ZM71 242H72V244H71ZM76 242V243H77ZM127 242V241H126ZM125 242V243H126ZM207 242L209 243V244H207ZM236 242V241H235ZM248 242V241H247ZM201 243H202V241H201ZM215 243H219L217 246H215ZM78 245V246H79ZM203 245V244H202ZM126 246V247H127ZM135 246H132V248L133 249H136V248H134ZM142 246H144V247H142ZM221 246V245H220ZM77 247V246H76ZM208 247V246H207ZM81 248V247H80ZM123 248H125V247H123ZM215 248H213L212 249V251L215 249ZM226 248V247H225ZM73 249V248H72ZM76 248H75V244H74V250H75ZM82 249V248H81ZM120 249V250H121ZM131 249V248H130ZM133 249L132 250H130V251H133ZM140 249V248H139ZM214 250V251H216V254L217 255H219V256H221V257H223V252H221V253H223V254H221V253H219L218 254V251L220 250L219 248H218V250ZM228 249V248H227ZM82 250V251H83ZM96 250H101V251H103V252H100L99 253V251L97 252ZM140 250V251H141ZM156 250V251H155ZM86 251V252H87ZM128 251V250H127ZM136 251V250H135ZM213 251V252H214ZM84 252V251H83ZM82 252V253H83ZM86 252H84L85 254H86ZM92 252V251H91ZM220 252V251H219ZM230 252V251H229ZM82 254V255H85V254ZM132 253V252H131ZM148 253V254H147ZM212 253V252H211ZM88 254V253H87ZM87 254L85 255V257L87 256ZM92 254V253H91ZM120 254H122L121 252H120ZM168 254V255H167ZM215 254V252L213 253V255ZM215 254V255H216ZM90 254H88V256H89ZM97 255V254H96ZM119 255V254H118ZM185 257H184V256ZM87 256V257H88ZM98 257L100 256V255H97ZM120 256V255H119ZM134 256V255H133ZM163 256H164V254H163ZM171 256V257H170ZM218 256V257H219ZM233 256V255H232ZM91 257H92V255H91ZM135 257V256H134ZM151 257V256H150ZM168 257H170L169 259H165V258H168ZM217 257V256H216ZM216 257H213V259L215 258L216 260H217V258ZM225 257V256H224ZM223 257V259L225 260V258H227V257H225L224 258ZM155 258H153V260L155 259ZM218 259H220V257L218 258ZM83 260V259H82ZM85 260V259H84ZM88 260V259H87ZM86 260V261H87ZM91 260V259H90ZM132 260V259H131ZM152 260V261H153ZM185 260H186V263H185ZM227 260V259H226ZM85 261V262H86ZM111 261H112V263H111ZM133 261V260H132ZM221 261V260H220ZM223 261V260H222ZM80 262H81V260H80ZM130 262V261H129ZM128 262V263H129ZM135 262V261H134ZM225 262V261H224ZM84 263V262H83ZM82 263V264H83ZM89 263V262H88ZM87 263V264H88ZM115 263V262H114ZM131 263V262H130ZM129 263V264H130ZM133 263V262H132ZM131 263V264H132ZM136 263V262H135ZM135 263H133V264H135ZM138 263V262H137ZM136 263V264H137ZM154 263H152V264H154ZM194 264H195V262H193ZM203 263V262H202ZM202 263H199V264H202ZM208 262H206L205 264H207ZM209 263H211V262H209ZM84 264H86V263H84ZM90 264V263H89ZM116 264V263H115ZM138 264H142V263H138ZM150 264V263H149ZM196 264H198V263H196ZM204 264V263H203ZM229 264V263H228Z\"/></svg>",
    "mask_w": 264,
    "mask_h": 264
}]
</instances>
